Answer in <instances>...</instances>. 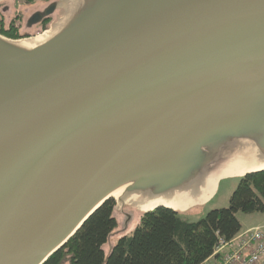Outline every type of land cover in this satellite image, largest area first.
<instances>
[{
	"label": "water",
	"instance_id": "95a60500",
	"mask_svg": "<svg viewBox=\"0 0 264 264\" xmlns=\"http://www.w3.org/2000/svg\"><path fill=\"white\" fill-rule=\"evenodd\" d=\"M56 7L0 34V264H44L109 200L184 213L264 171V0Z\"/></svg>",
	"mask_w": 264,
	"mask_h": 264
},
{
	"label": "trees",
	"instance_id": "16d2710c",
	"mask_svg": "<svg viewBox=\"0 0 264 264\" xmlns=\"http://www.w3.org/2000/svg\"><path fill=\"white\" fill-rule=\"evenodd\" d=\"M0 34L18 39L16 31ZM115 202H105L44 264H201L219 242L229 241L241 231L237 213H264V171L240 179L228 207L208 212L195 223L181 221L167 209L142 214L132 234L113 233L117 222Z\"/></svg>",
	"mask_w": 264,
	"mask_h": 264
},
{
	"label": "rangeland",
	"instance_id": "374dc122",
	"mask_svg": "<svg viewBox=\"0 0 264 264\" xmlns=\"http://www.w3.org/2000/svg\"><path fill=\"white\" fill-rule=\"evenodd\" d=\"M46 1L47 0H4L0 3V22L2 27L7 28L13 25L18 38L19 36L20 38H24L43 33L46 28L42 29V27L38 26L27 30L25 24L26 20H28L35 11L41 9ZM239 182V178L220 181L217 185L215 195L208 202L195 206L184 213H178V218L184 222L195 223L202 220L206 214L212 210L227 208L229 198ZM113 215L117 222V228L113 233V240L116 242L117 236L125 233L128 236L132 234L134 229L138 226L139 218L142 214L127 206H122V208L117 209V204L115 202ZM128 216L129 218L127 219ZM236 218L241 225V230L262 227L264 232V213H237Z\"/></svg>",
	"mask_w": 264,
	"mask_h": 264
},
{
	"label": "built area",
	"instance_id": "2783aa9c",
	"mask_svg": "<svg viewBox=\"0 0 264 264\" xmlns=\"http://www.w3.org/2000/svg\"><path fill=\"white\" fill-rule=\"evenodd\" d=\"M201 264H264L263 228L241 230L229 241L219 240Z\"/></svg>",
	"mask_w": 264,
	"mask_h": 264
},
{
	"label": "flooded vegetation",
	"instance_id": "af4514ba",
	"mask_svg": "<svg viewBox=\"0 0 264 264\" xmlns=\"http://www.w3.org/2000/svg\"><path fill=\"white\" fill-rule=\"evenodd\" d=\"M57 2H58V0H53V1L47 0L41 9L35 11L28 18V20H26V24H25L26 29L30 30V29L36 28L38 26L42 27V29L43 28L48 29L59 14V10L56 7ZM11 26H13V25H11ZM11 26L7 27V28L3 27V30L9 31L11 29ZM12 29H14V26ZM32 34H34V33H32ZM19 38H20V36H19Z\"/></svg>",
	"mask_w": 264,
	"mask_h": 264
},
{
	"label": "bare ground",
	"instance_id": "6f19581e",
	"mask_svg": "<svg viewBox=\"0 0 264 264\" xmlns=\"http://www.w3.org/2000/svg\"><path fill=\"white\" fill-rule=\"evenodd\" d=\"M228 175H230V174H227V175H224V176H228ZM218 177H220V176H218ZM218 177L214 179L213 184H212L211 187L207 190V193H206V195H205V199L209 198L210 195H212V193H213V191H214V188H215V183H216ZM140 211H141V210H140ZM140 211H138V212H140ZM140 213L142 214V212H140Z\"/></svg>",
	"mask_w": 264,
	"mask_h": 264
}]
</instances>
